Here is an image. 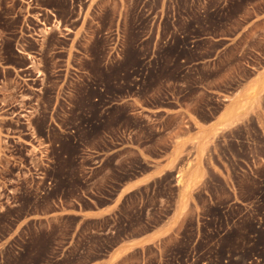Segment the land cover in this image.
I'll list each match as a JSON object with an SVG mask.
<instances>
[{"label":"rangeland","instance_id":"374dc122","mask_svg":"<svg viewBox=\"0 0 264 264\" xmlns=\"http://www.w3.org/2000/svg\"><path fill=\"white\" fill-rule=\"evenodd\" d=\"M15 46L41 80L3 69ZM168 160L113 216L71 214ZM185 194L118 264H264V0H0V264H96Z\"/></svg>","mask_w":264,"mask_h":264},{"label":"crops","instance_id":"0c3cea01","mask_svg":"<svg viewBox=\"0 0 264 264\" xmlns=\"http://www.w3.org/2000/svg\"><path fill=\"white\" fill-rule=\"evenodd\" d=\"M13 53L15 57L20 55L21 57H24V67L20 68L8 65L3 69L15 70V74L20 75L21 77L26 76L28 78L26 81L28 82L41 80L42 76L40 73L43 72H41L42 62L40 54L41 50L39 47L35 50L22 52L15 46L13 48ZM227 106L228 105H226V109L223 110L215 122L200 129V135L204 140H210L217 128L223 125H229L233 122V117L235 116L234 110H232L233 106H228V108ZM192 139L193 136L185 138V145H188ZM179 169L177 160L153 162L149 172L141 174L139 177L124 183L119 189L117 198L112 203L103 207H93L90 210L71 212V214L77 215L82 219H101L111 217L116 213L119 203L125 200L128 195L148 186L165 173L177 172ZM184 196L185 198L181 200L180 205H178L174 213L162 225L152 228L150 231L140 235L139 237L124 239L112 248L104 259L96 264H118L123 258L135 251H139L143 258L145 256L144 250L146 248H153L159 252L161 241L166 238H170L176 233L178 226L189 209V196L187 194Z\"/></svg>","mask_w":264,"mask_h":264}]
</instances>
